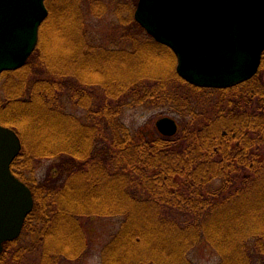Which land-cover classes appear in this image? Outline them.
I'll return each mask as SVG.
<instances>
[{
  "label": "trees",
  "instance_id": "trees-1",
  "mask_svg": "<svg viewBox=\"0 0 264 264\" xmlns=\"http://www.w3.org/2000/svg\"><path fill=\"white\" fill-rule=\"evenodd\" d=\"M138 1L47 0L35 52L3 73L0 124L21 140L12 171L35 205L0 264H80L83 221L108 217L122 223L102 264H196L203 242L218 264H264V54L250 81L191 85L136 22ZM126 108L176 115L179 131L134 132Z\"/></svg>",
  "mask_w": 264,
  "mask_h": 264
},
{
  "label": "water",
  "instance_id": "water-1",
  "mask_svg": "<svg viewBox=\"0 0 264 264\" xmlns=\"http://www.w3.org/2000/svg\"><path fill=\"white\" fill-rule=\"evenodd\" d=\"M49 11L46 0H0V80L25 66L39 43ZM136 22L177 58V73L189 84L227 89L253 79L264 54V0H139ZM173 137L178 122H156ZM22 150L18 134L0 124V256L18 239L34 209L30 187L12 171Z\"/></svg>",
  "mask_w": 264,
  "mask_h": 264
},
{
  "label": "rangeland",
  "instance_id": "rangeland-1",
  "mask_svg": "<svg viewBox=\"0 0 264 264\" xmlns=\"http://www.w3.org/2000/svg\"><path fill=\"white\" fill-rule=\"evenodd\" d=\"M109 2L112 0H108ZM100 23L98 22V25ZM103 24H100V28ZM99 28V27H98ZM0 92H3V83L0 84ZM70 111L76 114H83L82 111L75 107ZM165 116L174 118L178 123L179 119L176 115L163 113L161 110H146L142 108L124 109L121 120L123 124L136 132L147 125L152 124L156 127V122ZM50 163L42 161L35 166V173L38 178H43L49 169ZM220 183H215L212 188H218ZM122 223L120 217L108 218H87L83 221L88 241V252L80 264H102L101 253L105 244L119 230ZM191 258L196 264H218L220 258L215 250L207 243L199 244L191 253Z\"/></svg>",
  "mask_w": 264,
  "mask_h": 264
}]
</instances>
